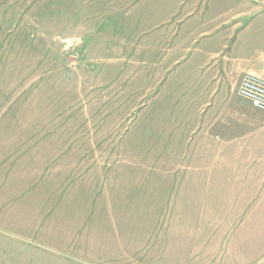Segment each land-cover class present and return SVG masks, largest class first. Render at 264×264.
Wrapping results in <instances>:
<instances>
[{"label": "rangeland", "instance_id": "374dc122", "mask_svg": "<svg viewBox=\"0 0 264 264\" xmlns=\"http://www.w3.org/2000/svg\"><path fill=\"white\" fill-rule=\"evenodd\" d=\"M208 56L263 68L264 0H0V264H264V176L172 202Z\"/></svg>", "mask_w": 264, "mask_h": 264}, {"label": "crops", "instance_id": "0c3cea01", "mask_svg": "<svg viewBox=\"0 0 264 264\" xmlns=\"http://www.w3.org/2000/svg\"><path fill=\"white\" fill-rule=\"evenodd\" d=\"M212 58L213 56H208V61L205 62L206 76L203 88L204 95L212 101L197 107L199 115L196 114L198 116L196 122L200 123L201 131L195 139H191L193 147L187 156L191 161L187 174L190 183L183 189V194H177V187L176 190L172 189V195L175 197L172 202L187 204L185 215L192 224L199 225L200 232L205 218L203 212L199 214L198 204L233 202L232 196H228L230 199L227 200L224 194L215 196L209 193L206 179L208 170L215 167L214 160H217L216 171L225 168L233 170L235 174L243 172L247 175L264 176V112L254 108L250 102L236 93L237 85L243 75L254 74L264 78V61L261 60L263 68L257 69L254 62L246 61V57L235 58L233 59L235 62H230L228 56H223L219 61L209 62ZM22 142L40 143L33 142L30 138H23ZM33 149L38 147L35 144L30 147L26 145L24 150L30 152L28 154L24 152L23 158L30 155L33 156L32 158L38 157L37 153L33 154ZM216 187L224 190L223 185ZM232 189L228 191H234ZM240 191L241 193L236 196L239 202H247L250 198V187L241 185ZM121 200L127 202L123 197ZM216 212L215 209L213 214L216 215ZM180 213L182 209L177 206L175 214Z\"/></svg>", "mask_w": 264, "mask_h": 264}, {"label": "built area", "instance_id": "2783aa9c", "mask_svg": "<svg viewBox=\"0 0 264 264\" xmlns=\"http://www.w3.org/2000/svg\"><path fill=\"white\" fill-rule=\"evenodd\" d=\"M236 93L239 97L247 100L251 105L264 112V78L254 75L245 74L240 79Z\"/></svg>", "mask_w": 264, "mask_h": 264}]
</instances>
